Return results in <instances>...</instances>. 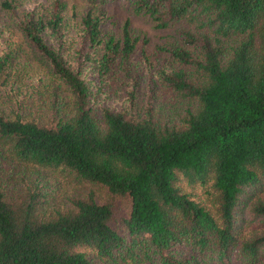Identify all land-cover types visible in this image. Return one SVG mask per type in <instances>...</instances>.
I'll list each match as a JSON object with an SVG mask.
<instances>
[{
  "label": "trees",
  "instance_id": "obj_1",
  "mask_svg": "<svg viewBox=\"0 0 264 264\" xmlns=\"http://www.w3.org/2000/svg\"><path fill=\"white\" fill-rule=\"evenodd\" d=\"M127 1L192 27L159 71L173 100L139 96L148 38L100 10L67 46L64 2L25 13L47 100L1 93L0 51V264H264V0Z\"/></svg>",
  "mask_w": 264,
  "mask_h": 264
},
{
  "label": "rangeland",
  "instance_id": "obj_2",
  "mask_svg": "<svg viewBox=\"0 0 264 264\" xmlns=\"http://www.w3.org/2000/svg\"><path fill=\"white\" fill-rule=\"evenodd\" d=\"M55 0H0V51H12L14 54V65L9 70L7 83L1 88V93H7L9 96L14 95L25 99L43 97L49 99V94L44 92L46 89L41 85L46 81L43 76L38 79L39 75L36 70L40 69L37 62L32 56L29 44L24 40L20 33L19 26L26 12H33L36 15H45L50 12V6ZM65 4L64 13L67 17L65 29L66 46L69 41H75L78 35V24L82 16L87 11H102L107 16L105 28L119 34L121 25L125 20L129 21V27L133 34L145 36L148 38L144 46L146 57L142 56L141 44L138 45L137 52L134 56L140 67V83L142 88L138 91L142 97L143 89L146 82L155 80L154 90L157 101L160 99L173 100L171 96L174 91L167 87L159 77L161 69L179 68V64L172 61L166 49L172 44L179 41L180 29H191L192 27L185 21H175L168 27L160 29L154 26V23L142 15L134 14L132 7L127 0L101 3L99 0H60ZM7 5V6H6ZM78 43L75 42L76 46ZM65 46V47H66ZM39 73V71H37ZM117 82V81H116ZM112 84V88L117 86ZM110 102L117 106L122 105V97H117L110 92ZM120 96V95H119ZM147 95H144V97ZM143 97V98H144ZM246 215V211L244 212ZM250 227L244 228V233L249 231Z\"/></svg>",
  "mask_w": 264,
  "mask_h": 264
}]
</instances>
